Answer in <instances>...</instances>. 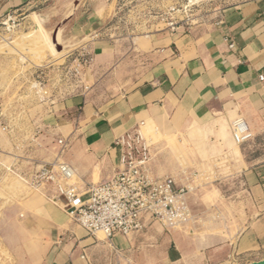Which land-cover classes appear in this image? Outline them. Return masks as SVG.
Returning a JSON list of instances; mask_svg holds the SVG:
<instances>
[{"label":"crops","instance_id":"1","mask_svg":"<svg viewBox=\"0 0 264 264\" xmlns=\"http://www.w3.org/2000/svg\"><path fill=\"white\" fill-rule=\"evenodd\" d=\"M218 11L213 22L172 27L138 40L130 78L116 87L115 95L99 99L94 97L97 86L89 83V38L101 34L110 5L103 0H0V31L9 19L16 21L17 31L36 27L38 16L53 40L63 42L76 62L82 58L85 68L81 89L63 104L79 110L71 128L60 125V115L46 116L35 139L19 148L0 132L3 173L23 180L36 166L60 160L73 167L81 186L97 184L118 167L115 139L142 121L168 135L217 124L211 136L216 138L232 135L233 123L243 119L253 133L239 145L228 191L212 195L219 220L211 231L165 232L151 223L132 238L102 239L44 196L22 194L4 212L7 241L19 250V264H113L116 257L122 264L264 259V85L258 79L264 70V0H233ZM98 46L101 77L108 78L113 53L98 54ZM58 138H69L70 144L61 159Z\"/></svg>","mask_w":264,"mask_h":264},{"label":"rangeland","instance_id":"2","mask_svg":"<svg viewBox=\"0 0 264 264\" xmlns=\"http://www.w3.org/2000/svg\"><path fill=\"white\" fill-rule=\"evenodd\" d=\"M103 1L110 5L111 16L101 34L94 39L89 38V83L97 86L94 97L99 99L102 94L115 95L119 91L116 87L130 78L127 73L131 74L135 68L134 56L138 54L136 49L140 39L142 41L150 34L172 27L213 22L217 19L218 10L233 0ZM14 29L7 31L3 28L0 31V101L3 126L7 127L3 130L0 126V132L8 134L19 148L35 139V132L45 123L46 116L60 115V125L71 128L79 110L70 111L63 104L81 89L85 68L80 67L84 63L82 58L76 62V56L68 55L63 42L53 40L38 16L36 27L25 31ZM94 45H99L96 48L98 54L105 55L107 50L113 53L108 78L101 77L103 63L96 59ZM124 55L127 59L122 61ZM218 128L217 124L205 128L193 126L187 134L176 132L168 135L147 122L145 133L155 146V172L158 170V175L173 177L178 187L190 188L187 196L195 217L183 227L170 231L205 234L219 220V215L212 211L216 205L212 195L228 191L226 181L230 167L239 160V145L231 134L229 137L212 138ZM0 161H4L1 154ZM22 194L44 199L24 180L0 169V201L4 202H0V264H19V250L16 247L12 249L7 241L4 212L7 204L16 203ZM13 199L15 201L11 203ZM98 235L105 239L102 233ZM122 263L117 257L113 262Z\"/></svg>","mask_w":264,"mask_h":264},{"label":"built area","instance_id":"3","mask_svg":"<svg viewBox=\"0 0 264 264\" xmlns=\"http://www.w3.org/2000/svg\"><path fill=\"white\" fill-rule=\"evenodd\" d=\"M16 25L9 19L3 27L9 31ZM258 79L264 85V70ZM3 125L0 101V126L6 130ZM146 126L142 121L115 139L118 167L97 184L81 186L75 181L73 167L60 160L36 166L23 180L94 237L102 233L109 240L132 238L151 223L167 231L183 227L195 217L187 196L190 188L178 187L171 176L156 174L155 146L145 133ZM232 136L241 145L251 140L253 133L245 120L238 119L232 125ZM58 144L61 159L70 144L68 139H59Z\"/></svg>","mask_w":264,"mask_h":264},{"label":"water","instance_id":"4","mask_svg":"<svg viewBox=\"0 0 264 264\" xmlns=\"http://www.w3.org/2000/svg\"><path fill=\"white\" fill-rule=\"evenodd\" d=\"M250 264H264V259L261 260V261H258V262H253V263H250Z\"/></svg>","mask_w":264,"mask_h":264},{"label":"bare ground","instance_id":"5","mask_svg":"<svg viewBox=\"0 0 264 264\" xmlns=\"http://www.w3.org/2000/svg\"><path fill=\"white\" fill-rule=\"evenodd\" d=\"M55 47V46H54ZM34 50V49H33ZM56 51V50H55ZM183 185V184H182Z\"/></svg>","mask_w":264,"mask_h":264}]
</instances>
